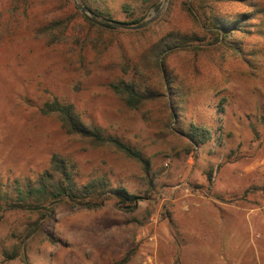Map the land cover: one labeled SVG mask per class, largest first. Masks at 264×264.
<instances>
[{"label":"rangeland","instance_id":"1","mask_svg":"<svg viewBox=\"0 0 264 264\" xmlns=\"http://www.w3.org/2000/svg\"><path fill=\"white\" fill-rule=\"evenodd\" d=\"M253 1L261 13L234 34L244 48L236 51L199 28L184 0H90L97 15L74 0H0V264H264V0ZM105 18L154 20L135 29ZM55 22V33L38 34ZM172 30L197 41L161 55L165 72L153 53ZM121 80H142L158 97L130 107L111 87ZM53 99L140 150L149 168L72 138L57 114L42 112ZM192 123L211 138L192 141ZM55 153L80 182L105 174L138 196L134 211L116 197L96 209L64 202L27 237L41 215L5 207L17 180L35 179Z\"/></svg>","mask_w":264,"mask_h":264},{"label":"trees","instance_id":"2","mask_svg":"<svg viewBox=\"0 0 264 264\" xmlns=\"http://www.w3.org/2000/svg\"><path fill=\"white\" fill-rule=\"evenodd\" d=\"M150 1L152 2L153 0H143V3ZM80 2L93 14H102L98 7H92L90 0H80ZM229 4H242L247 6L249 10L233 13L223 9L222 6ZM153 6L158 8L159 5L154 4ZM125 7L127 6L125 5ZM183 8L199 28L204 30L205 28L212 29V32L218 35V39L220 37V40L233 43L232 48L236 51L244 48L240 44L241 42L233 37L234 34L245 32L246 26L253 23V21L257 23V15L261 13L258 4L253 0H184ZM83 18L91 26L98 27L92 20L85 16ZM143 19L144 16H140L135 18L132 23H138ZM104 25L111 26L109 23H104ZM62 26V22H55L44 27V30L39 29L38 34L44 32L52 34ZM140 31L136 30L135 32L138 33ZM197 34L191 35L179 30H172L166 40L164 38L158 42L154 48L155 53L153 55L156 60L158 59L163 71L166 72V63L165 60H159V57L169 50L185 47L196 42L197 40L194 39V36ZM74 46L75 51H80V63L85 65L82 44L76 41ZM136 70L141 75L144 74L141 61L136 65ZM141 82L142 80L140 82L121 80L112 82L111 87L128 106L134 108L158 97L159 92L150 89L148 85L142 89ZM42 112L45 114H57L66 132L83 144L92 147H109L116 152L143 162L145 168H149V162L143 158L140 150L117 136L105 134L98 125L86 123L73 104L53 99L44 104ZM188 133L190 139L196 143H204L211 138L210 129L196 123L190 125ZM77 174L74 163L63 155L55 153L51 157L50 167L40 173L35 179L17 180L14 188L16 196L10 199L11 203L7 202L5 209L25 210L30 213L37 212L41 215L39 219H42L39 224H36V222L29 224L27 237L40 230L44 226L46 219L55 213L57 206L64 202L72 203L79 207L96 209L108 199L116 197L120 203L125 205L129 212L134 211L138 196L129 192L123 186H115L105 174L88 179L86 182H80ZM48 240L52 241L53 239L49 237ZM20 248V246H16L13 251L7 253V257H16ZM123 261L126 262L127 258H124Z\"/></svg>","mask_w":264,"mask_h":264},{"label":"water","instance_id":"3","mask_svg":"<svg viewBox=\"0 0 264 264\" xmlns=\"http://www.w3.org/2000/svg\"><path fill=\"white\" fill-rule=\"evenodd\" d=\"M74 1H75V4H76V5H77V6H78L83 12H86L87 9H86L85 6L81 5V4L79 3L78 0H74ZM104 20H105L106 22H109V23L114 24V25H119V26H121V27L139 29V28H142L146 23H148V22L154 20V18H152V19H150V20L144 22L143 24H139V25H135V26H128V25H126L124 22L116 21V20H111V19H106V18H105Z\"/></svg>","mask_w":264,"mask_h":264}]
</instances>
